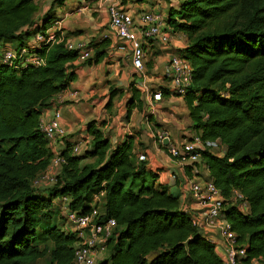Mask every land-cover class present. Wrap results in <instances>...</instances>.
<instances>
[{"label":"trees","instance_id":"obj_1","mask_svg":"<svg viewBox=\"0 0 264 264\" xmlns=\"http://www.w3.org/2000/svg\"><path fill=\"white\" fill-rule=\"evenodd\" d=\"M53 10L41 13L37 0H0V46L17 53L30 47L58 19ZM175 13L169 24L188 40L179 54L193 66L184 95L193 128L205 142L225 147L223 155L202 150L200 162L221 190L225 217L246 247L244 263L264 264V0H184ZM67 42L37 50L46 59L41 66L9 65L0 51V264L43 258L72 264L78 238L58 220L60 200L66 196L72 210L86 213L101 193V218H114L117 225L108 255L97 264H224L182 207L180 194L156 185L146 160L135 163L132 138L111 149L94 120L88 123L89 148L76 154L68 141L56 181L36 183L58 154L41 128L43 111L77 79L80 67ZM103 57L97 49L81 66ZM132 91L127 117L136 100L143 103L140 91ZM45 238L51 246H41Z\"/></svg>","mask_w":264,"mask_h":264},{"label":"crops","instance_id":"obj_2","mask_svg":"<svg viewBox=\"0 0 264 264\" xmlns=\"http://www.w3.org/2000/svg\"><path fill=\"white\" fill-rule=\"evenodd\" d=\"M183 1L37 0L41 13L54 7V14L61 21L62 31L68 41L86 40L93 56L97 49L104 53L97 63L81 66V62H75V65H80L77 79L56 97L54 106H59L62 112L61 123L66 134L52 143L54 152L60 153L68 141L75 144L83 140L82 152L89 148L92 137L88 133V123L94 120L109 139L111 149L131 137L135 144V163L140 162L142 154L145 155L148 171L156 174L154 183L165 184L172 192L180 194L181 205L185 210H198L191 184L211 179L208 166L202 162L189 165L175 160L167 154L156 137L159 131L168 130L170 143L180 146L184 141L200 135L193 128L185 97L171 89L170 61L180 49L187 46L188 40L183 33L174 30L169 19L172 13L176 16L175 12ZM113 3L130 10L135 16L147 12L159 14L162 18L160 32L144 46V77L134 71L131 44L110 31L109 6ZM108 33L110 37L104 39ZM106 42L108 45L102 48L101 45ZM141 84L165 91L163 99L156 101L151 95L144 94L139 87ZM133 86L140 91L143 103L141 106L136 100L130 117H127ZM74 90L79 92L78 97L71 95ZM54 106L43 111V121L49 119ZM216 149L211 150L218 155L224 154L225 147L220 153ZM59 169L58 165L53 164L50 172L55 173ZM203 236L216 245L221 256L224 255V239L219 224L206 227ZM256 263V260H252L250 264Z\"/></svg>","mask_w":264,"mask_h":264},{"label":"built area","instance_id":"obj_3","mask_svg":"<svg viewBox=\"0 0 264 264\" xmlns=\"http://www.w3.org/2000/svg\"><path fill=\"white\" fill-rule=\"evenodd\" d=\"M161 23L162 18L159 14L143 12L135 16L133 12L117 3L109 6L110 31L126 43L131 44L132 65L135 73L141 77H144L145 74L144 46L149 39L160 32ZM109 37L110 34L108 33L103 38L108 39ZM64 40L65 35L62 31L61 21L56 20L45 31L38 32L34 36L33 44L30 47L23 48L19 53L10 47L0 46L3 55L2 60L4 63L14 66L28 64L41 66L45 64L46 59L40 53H37V50L48 43H59ZM67 46L69 49L77 51L78 55L75 62L83 63L92 57V48L86 40L68 41ZM170 68V79L173 84L171 89L177 95L184 96L192 85L193 66L188 59L178 53L172 57ZM139 87L144 94L151 95L153 100L160 101L163 99L162 90H154L146 84H141ZM71 95L78 97L79 92L74 90ZM61 117L62 112L59 106L55 105L49 119L41 121L43 132L53 142L66 134L61 123ZM156 137L170 157L189 165L200 162L202 150L219 148L218 141L205 142L201 135H196L192 139L184 141L180 146L170 143L168 130L159 131V133H156ZM166 141L167 143H165ZM83 144V140L77 141L73 146L74 153H83ZM145 158L146 156L143 154L140 156L141 160ZM64 161L65 159L58 153L54 157L53 164L60 166ZM55 181L56 175L47 171L36 183L51 185ZM191 190L198 203V210L192 208L186 210L190 213L193 224L203 233L206 227L219 224L220 233L224 239V255L222 256L224 264H245L243 260L247 256L246 247L238 242L236 232L225 217V199L214 180L194 181L191 184ZM102 194L95 195L92 209L86 213L72 210L69 206L70 200L68 197L65 196L60 200L62 213L66 216L72 231L75 232L78 238L72 264H97L99 259H102L101 255L106 253L108 255L107 241L113 236V229L117 225V221L114 218H107L106 220L101 218ZM237 195L242 196L241 194ZM207 233L205 234L208 235ZM253 260L257 261L256 264H261L258 259Z\"/></svg>","mask_w":264,"mask_h":264},{"label":"rangeland","instance_id":"obj_4","mask_svg":"<svg viewBox=\"0 0 264 264\" xmlns=\"http://www.w3.org/2000/svg\"><path fill=\"white\" fill-rule=\"evenodd\" d=\"M32 37V36H31ZM224 149V146H222L221 144H220V146H219V148H217L215 151L217 152V153H220V151H222ZM141 160V159H140ZM55 173H57V172H55ZM54 173V174H55ZM55 175H57V174H55ZM57 202H58V200H57ZM62 216H64L63 218H62ZM59 222L62 224V227L64 228V230H66V231H68V230H70V223L67 221V219H66V216L63 214V213H60L59 214ZM41 246L42 247H44L45 245H49V246H51V241H50V239H47V238H45V239H42L41 240ZM107 256V253L106 254H103V255H101V257H102V259L100 258L99 259V261L100 260H103V259H105V257ZM36 264H49V260H48V258H43V259H41L39 262H37Z\"/></svg>","mask_w":264,"mask_h":264},{"label":"water","instance_id":"obj_5","mask_svg":"<svg viewBox=\"0 0 264 264\" xmlns=\"http://www.w3.org/2000/svg\"><path fill=\"white\" fill-rule=\"evenodd\" d=\"M165 143H167V141H166ZM184 244L188 247V245H189V240L186 241V242H184Z\"/></svg>","mask_w":264,"mask_h":264}]
</instances>
